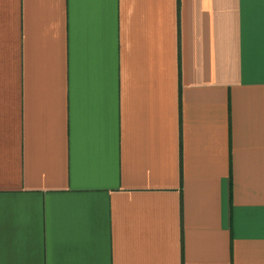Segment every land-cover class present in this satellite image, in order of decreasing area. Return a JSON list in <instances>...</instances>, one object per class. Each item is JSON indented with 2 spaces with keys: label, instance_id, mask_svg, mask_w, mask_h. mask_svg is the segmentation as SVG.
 <instances>
[{
  "label": "crops",
  "instance_id": "crops-1",
  "mask_svg": "<svg viewBox=\"0 0 264 264\" xmlns=\"http://www.w3.org/2000/svg\"><path fill=\"white\" fill-rule=\"evenodd\" d=\"M0 264H264V0H0Z\"/></svg>",
  "mask_w": 264,
  "mask_h": 264
}]
</instances>
